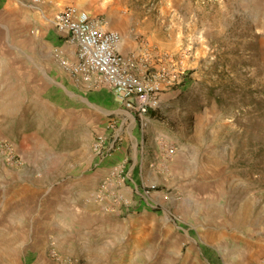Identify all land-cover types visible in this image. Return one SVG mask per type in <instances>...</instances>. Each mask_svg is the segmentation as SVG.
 <instances>
[{
    "label": "rangeland",
    "instance_id": "374dc122",
    "mask_svg": "<svg viewBox=\"0 0 264 264\" xmlns=\"http://www.w3.org/2000/svg\"><path fill=\"white\" fill-rule=\"evenodd\" d=\"M32 1L10 0L21 11L33 13L49 5L56 15L67 6L84 4L92 6L95 16L109 14L113 29L144 48L148 63L141 69L146 75L164 73L171 81L160 95V105L146 116L155 111L149 125L158 133L165 160L156 187L161 204L155 209L180 230L163 244L142 238L138 243L135 237L139 249L121 244L106 254L115 258L109 263L98 253L91 256L101 258L99 264H220L213 248L198 249L193 243V237H206L202 230L227 232L224 253L229 255L240 238H264V0ZM1 12L0 18H6ZM29 29L28 23L0 28V183L6 171L24 163L17 151L23 135L33 137L43 153L48 151L44 142L57 143L59 151L72 145V130H63L59 113L45 104L46 89L32 79L27 54L17 53V47L27 49L28 41L16 39L12 32L29 34ZM186 154L195 159L186 164L198 170L195 183L189 182L194 176L166 170L173 157ZM194 184L197 196L187 186ZM146 190L152 194V188ZM88 192L90 199L99 200L97 190ZM193 202L202 210L200 215H207L208 229L190 228ZM205 239L213 245L209 235ZM124 246L127 252L122 254ZM46 258L53 264H92L62 255L53 243L47 246ZM259 259L262 263L264 255Z\"/></svg>",
    "mask_w": 264,
    "mask_h": 264
},
{
    "label": "crops",
    "instance_id": "0c3cea01",
    "mask_svg": "<svg viewBox=\"0 0 264 264\" xmlns=\"http://www.w3.org/2000/svg\"><path fill=\"white\" fill-rule=\"evenodd\" d=\"M11 4L10 0H0V11L4 13L1 14L6 17L0 18V28L28 23L31 35L12 32L16 39L28 41L27 49L17 47V53L19 56L27 54L32 79L46 89L45 104L59 113L63 130H72L73 135L69 149L59 151L57 143L44 142L43 146L48 149L44 153L33 137L23 135L17 151L24 163L6 171L7 178L2 176L0 183V264H18L19 260H24L23 264H53L46 258L50 243L55 244L62 255L78 256L99 264L101 258L91 256L98 253L109 263L115 258L106 256L119 250L121 244L132 243L134 249H139L135 247V237L138 243L142 238L159 244L167 238H175L180 227L175 222L170 224L166 214L163 217L162 211L155 209L158 202L161 204L156 187L162 182L159 173L165 164L160 157L158 133L150 126L156 118L155 111L149 116H138L119 103L106 86L94 89L77 83L61 65L63 60H76L77 45L57 31L52 22L55 16L52 6L45 5L33 13ZM79 6L92 17L102 18L106 28L113 29L109 14L95 16L97 13L92 6ZM112 10L116 13L115 7ZM117 51L123 56L133 55L136 74L148 76L141 69L148 63L145 50L135 38L129 41L122 36ZM3 113L0 111V115ZM111 121L116 122L113 130L108 129ZM104 133L109 142L115 141L116 136L119 140L113 152L100 159L93 144L96 137ZM189 156L173 157L166 170L183 173L186 178L194 176L189 182L195 183L198 170L186 165L195 160ZM205 170L210 175L211 171ZM57 179L59 182H55ZM187 186L194 189L193 196L199 195L196 184ZM147 187L152 188V194L146 193ZM95 190L102 199L88 197V191ZM239 206L243 208L242 204ZM255 206L258 212L257 201ZM200 211L193 202L190 228L208 229L207 215H200ZM200 233L206 237H193V243L198 249L201 246L213 248L221 259L220 264H264L259 259L264 255L262 237L240 238L236 250L229 255L224 253L228 252L225 248L227 232L202 230ZM207 235L213 245L206 241ZM125 248H121L122 254L127 252Z\"/></svg>",
    "mask_w": 264,
    "mask_h": 264
},
{
    "label": "built area",
    "instance_id": "2783aa9c",
    "mask_svg": "<svg viewBox=\"0 0 264 264\" xmlns=\"http://www.w3.org/2000/svg\"><path fill=\"white\" fill-rule=\"evenodd\" d=\"M38 3L40 0H33ZM54 26L61 34H66L77 45L76 60H63L61 65L77 83H84L90 88H109L116 100L126 109L133 110L138 116L145 117L150 109L160 105L161 93L171 81L164 73L140 76L136 74L137 64L133 55L123 56L117 48L122 42V35L115 29L105 27L100 17H92L86 11L67 6L57 13ZM111 121L108 129H114ZM115 141L109 142L107 135L99 134L93 144L96 155L102 159L110 155L116 147ZM146 193H150L146 190ZM100 200L102 196L96 194ZM53 257H57L55 250Z\"/></svg>",
    "mask_w": 264,
    "mask_h": 264
}]
</instances>
